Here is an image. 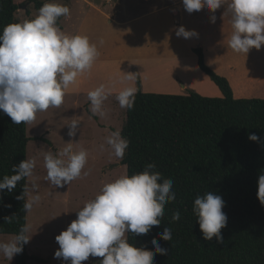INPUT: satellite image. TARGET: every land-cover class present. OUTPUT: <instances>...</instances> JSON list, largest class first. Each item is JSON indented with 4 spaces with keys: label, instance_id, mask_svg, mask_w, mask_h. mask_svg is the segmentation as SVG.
Wrapping results in <instances>:
<instances>
[{
    "label": "clouds",
    "instance_id": "9594fccd",
    "mask_svg": "<svg viewBox=\"0 0 264 264\" xmlns=\"http://www.w3.org/2000/svg\"><path fill=\"white\" fill-rule=\"evenodd\" d=\"M182 3L189 14L202 9L215 13L226 0H182ZM227 12L232 29L228 48L235 54L246 56L252 49L260 50L264 46V0H227ZM61 17L70 19V8L57 2H47L38 9L35 18L8 24L0 33V111L15 125L31 124L39 113L59 108L69 87L79 77L90 74L100 55L97 45L88 36L68 35L62 31L57 23ZM210 19L215 23V15ZM175 34L185 39L197 35L183 26L178 27ZM99 43L103 45L104 41ZM121 75L120 83L127 86L118 92L116 100L122 109L131 110L137 93L131 82H135L139 74L121 72ZM111 94L112 90L103 84L88 92L92 116L104 118L107 115L104 102ZM78 125V119L72 118L68 125L69 137L76 136ZM248 138L258 141L256 135ZM105 142L111 155L123 160L129 141L122 137L121 131H111ZM73 144L66 143L67 146L59 152L44 151L45 179L53 187L62 188L82 174H89L84 171L88 152L83 148L73 151ZM100 148L104 150V145ZM36 163L33 157L13 166L15 174L5 175L0 180V191L6 189L11 193L18 182L32 178ZM155 167L154 163H149L142 172L121 175L104 183L99 193L77 211V219L55 237L59 249L54 258L70 261V264H82L90 257L102 258L98 264H153L156 254L166 255L167 250L156 239L151 241L153 251H149L129 243L126 235H146L159 227L165 205L176 198L172 191L173 181L163 179L162 183L159 182L162 177L154 170ZM37 187L35 183L31 187L26 183L22 195L16 197L25 201L23 210L27 214L41 200L40 195L32 194ZM257 198L264 206V174L258 178ZM224 206L222 197L211 191L195 198L192 211L204 240L211 241L215 237L218 243H223L221 230L227 225V216L222 211ZM3 219L10 224L15 215ZM171 219L178 221L180 213L174 212ZM30 231L31 225L25 224L11 240L0 242V254L11 262L30 242ZM160 239H172L169 227L160 234Z\"/></svg>",
    "mask_w": 264,
    "mask_h": 264
},
{
    "label": "trees",
    "instance_id": "16d2710c",
    "mask_svg": "<svg viewBox=\"0 0 264 264\" xmlns=\"http://www.w3.org/2000/svg\"><path fill=\"white\" fill-rule=\"evenodd\" d=\"M68 1V0H54ZM36 10L45 2L29 0ZM19 0H0V33L11 23H20L17 15ZM63 17L58 20L62 29ZM198 65L221 90L222 97L189 94L145 93L135 96L134 107L127 109L121 130L129 141L122 164L127 175L142 172L149 163L163 179L173 181L176 193L173 202L165 205L161 225L146 235L127 234L129 243L153 251L156 239L167 250L156 254L153 264H264V206L257 198L258 178L264 174V99H236L227 78L217 74L205 60L204 50L194 48ZM256 135L258 141H250ZM27 124L15 125L0 111V180L11 176L13 166L28 157ZM17 183L13 192L0 191V235H16L28 224L23 210V186ZM211 191L222 197L227 225L221 230L223 243L214 237L203 239L197 217L193 214L194 200ZM27 199V197H26ZM10 206V207H9ZM180 219L173 222L174 212ZM15 215L12 223L4 217ZM171 229L172 239L164 241L160 234ZM44 262L31 256L28 244L15 256V264Z\"/></svg>",
    "mask_w": 264,
    "mask_h": 264
},
{
    "label": "rangeland",
    "instance_id": "374dc122",
    "mask_svg": "<svg viewBox=\"0 0 264 264\" xmlns=\"http://www.w3.org/2000/svg\"><path fill=\"white\" fill-rule=\"evenodd\" d=\"M42 1L45 3L57 2L70 8V19L64 18L62 21L65 30H67L65 33L68 35H73L71 33L79 24L80 18H84V12L88 11L84 0ZM93 1L97 4L107 5L105 10L108 13H113L115 10L119 11L117 16L114 15L116 21L121 22L119 26L108 25L106 20L102 18L96 21V24L101 25V28L104 29L100 38L122 42L123 45H126L130 42H138V39L149 37L152 41L150 43L151 54L156 59L168 56V52L171 50H177L180 54L192 46L204 49V46H209L210 38H217L220 44L226 43L232 31L231 17L227 12V0L215 13L209 11L204 13L201 12L202 9L200 12L203 13V21L195 19V16L186 12L182 0ZM19 2L24 3L17 15L20 23L26 19L35 18L38 14L35 5L29 0H19ZM166 6L168 8H165ZM181 7L184 9L186 16L185 29L197 33L196 36L189 39L177 37L175 34L176 29L180 27L178 26L180 16H175L174 13H180ZM149 12L153 13L140 18ZM193 14H198V12H193ZM212 15L216 17L215 23L211 22L210 17ZM90 28L95 29L92 22ZM187 52H190V50ZM184 54L181 56H184ZM250 55L252 57L251 53ZM233 56L239 60L246 55L233 53ZM185 57L187 58L186 75H181L182 81L177 80V82L170 75H150L145 83L146 89L151 90L152 87L156 86L162 89L169 88L180 91L182 94H189L190 91H194L202 94V96L204 94L207 97H213L211 95L215 92V85L211 79L207 75L198 74L194 68V60L191 55L184 56V59ZM209 58L210 60L213 59V52H211ZM166 69L168 71V63H166ZM253 81H255V78H253ZM185 84L187 88L182 90V86ZM176 85L179 87L178 90H176ZM136 87L138 91L137 83ZM88 101L87 95L73 96L65 94L64 103L59 108H50L45 112H41L33 123L27 124V135L30 138L27 147V159L34 157L37 161L34 175L32 178H28L27 184L31 187V184L35 183L38 187L32 194H38L41 197L40 202L34 205L31 213L27 214L28 224L31 225V231L28 235L32 236L28 243V252L31 256L39 257L44 261L41 263L30 262L29 264H70V261L66 262L63 259L54 258L55 252L59 249L55 237L65 231L70 223L77 219V211L99 193L104 183L111 182L121 175H127V167L122 164L123 160L111 155V150L105 142V138L111 131H121L123 129L127 109H122L119 106L116 97H108L104 102V110L107 115L101 118L98 115H91L90 105H85ZM74 117L78 119L80 128L77 126L78 130L75 137H69L68 125ZM104 125L114 128L106 129ZM69 142L75 143L72 146L73 151H79L83 148L88 152L84 171L89 174L86 176L82 174L80 178L70 184H66L62 188H56L45 179L46 169L43 166V154L44 151L49 149L53 152H59ZM101 145H104V150H101ZM12 237L13 235H0V242H8ZM101 259L90 257L82 264H98ZM0 264H15V257L10 262L0 254Z\"/></svg>",
    "mask_w": 264,
    "mask_h": 264
},
{
    "label": "crops",
    "instance_id": "0c3cea01",
    "mask_svg": "<svg viewBox=\"0 0 264 264\" xmlns=\"http://www.w3.org/2000/svg\"><path fill=\"white\" fill-rule=\"evenodd\" d=\"M109 1L111 2V0ZM84 3L87 5L88 11L84 12V18H80L79 24L74 28L71 34L88 36L90 41L97 45L100 55L94 63L90 74L79 77L77 82L69 87L66 94L73 96L87 95L89 91L103 84L112 90V94L108 97H116L118 92L123 87L127 86L126 84L120 83L122 79L121 72L125 74L131 72L139 74L141 89L145 93L184 95L180 91L169 88L162 89L156 86H151L152 89L148 90L146 89L145 83L147 79L150 78V75H170L174 77L175 81H182L181 75H186L187 58L185 57L184 59V56L187 55L192 56L194 68L198 74L206 75L201 71L198 65L197 55L192 52L196 46L188 47L189 49L180 54L177 50H171L168 52V56L156 59V57H153L151 54L152 50H150V43H152V41L149 37L138 39V42H130L126 45H123L122 42L100 38L104 29L101 28V25H97L96 21L102 18L106 20L108 25L119 26L121 22L116 21L114 17V15H118L119 11L115 10L113 13H108L105 10L107 5L101 3L97 4L93 0H84ZM165 8L168 7L166 6ZM207 11L208 10L203 9L201 12L206 13ZM201 12H198V14L191 13V15L195 16V19L203 21L204 17ZM152 13L153 12H149L148 14L142 15L140 18L151 15ZM174 15L180 16V23L178 26L184 27L186 21L184 9L181 7V12H175ZM91 22L95 29L90 28ZM62 26V31L66 32L67 30H65L63 23ZM100 40L104 41L103 45L99 43ZM210 40L209 46L203 47L206 63L217 74L227 78L232 87L234 97L236 99H264V46H262L260 50L252 49L247 56L237 60L233 56V52L228 48L227 42L220 44L217 38H210ZM188 50H190V52H187ZM211 52H213V59L210 60L209 55ZM183 53H185L184 56H181ZM166 63H168V71L166 69ZM253 78H255V81H253ZM131 83L132 86L136 87L137 80ZM186 88V84L182 86V90ZM178 89L179 87L176 85V90ZM203 96L205 95L203 94ZM211 96H223L221 90L216 85L215 92ZM87 104L90 105V101L85 105ZM79 126L80 124L78 127ZM105 128L111 129L114 127L106 125ZM83 140L87 143L85 139Z\"/></svg>",
    "mask_w": 264,
    "mask_h": 264
}]
</instances>
